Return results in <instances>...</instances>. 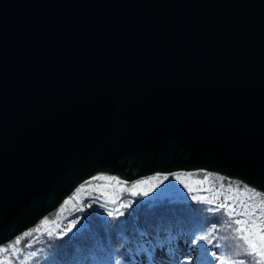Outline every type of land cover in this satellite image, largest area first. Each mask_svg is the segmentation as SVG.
Listing matches in <instances>:
<instances>
[{"label": "water", "instance_id": "1", "mask_svg": "<svg viewBox=\"0 0 264 264\" xmlns=\"http://www.w3.org/2000/svg\"><path fill=\"white\" fill-rule=\"evenodd\" d=\"M197 168L264 193V0H0V245L96 172Z\"/></svg>", "mask_w": 264, "mask_h": 264}, {"label": "trees", "instance_id": "2", "mask_svg": "<svg viewBox=\"0 0 264 264\" xmlns=\"http://www.w3.org/2000/svg\"><path fill=\"white\" fill-rule=\"evenodd\" d=\"M173 171L184 172L200 179L206 176L217 177L219 181L216 178L214 180L218 183V187L234 182L236 183L234 186L254 189L239 180L203 168ZM134 180H126V183L130 184ZM90 181L91 178L81 181L69 196L79 185H86ZM94 200L98 199L93 195H84L79 205L63 212L69 214L67 217L59 213L62 204L60 202L33 226L0 245V248L15 245L14 249L0 253V262L2 264H105L106 262L126 264L118 259V253L122 248L139 256L144 255L147 249L172 250L180 243L197 247L201 242L199 237L206 236L210 232L212 241L210 253L216 254L215 257L210 255L211 264H214V261L216 264H240L241 261L247 262L252 259L243 254V247L247 246L235 231L239 227L235 224V220L242 217L228 216L229 209L220 208V203L203 198L193 199V197L181 201L167 197L150 198L122 191L116 203L104 204L103 211L99 212L91 206ZM100 203L103 204L101 201ZM121 204L130 207H120ZM108 212H112L113 215L108 216ZM79 216L83 218L82 223L72 231L63 227L52 230L47 226L48 223L58 220L64 225L68 218ZM42 220L46 221V228L41 225ZM193 234L197 238L195 242L192 241ZM221 255H227L230 260L219 261Z\"/></svg>", "mask_w": 264, "mask_h": 264}, {"label": "rangeland", "instance_id": "3", "mask_svg": "<svg viewBox=\"0 0 264 264\" xmlns=\"http://www.w3.org/2000/svg\"><path fill=\"white\" fill-rule=\"evenodd\" d=\"M94 177H114L116 179L100 180L93 179ZM88 178H91L90 182L86 183V185H79L72 195L69 196L68 194L61 201L62 204L59 207L61 216L64 215L67 217L69 214H63V212L72 206L79 205L83 196L86 194L93 195L98 199L92 201L91 206L99 212L103 211L105 207L104 204L112 203V199H117L122 191H127L131 194L135 192L136 194L150 198L167 197L176 201L188 200L195 196L196 198H203L220 204L232 205L237 212L242 210L241 202L250 204L262 198L255 197L254 200H249L248 197L252 196V192L245 191V188L237 185L234 186V184H236L234 182L231 184H223L221 187H218V183L214 180V178L217 179V177L206 176L204 179H200L184 172L156 171L142 176L141 178H137L130 184H127V181L118 174L109 172H96ZM217 180L219 181V179ZM116 181H120L121 183L117 184ZM145 181L147 183H142ZM98 185H102L103 187L100 190H96ZM133 185H138V187L133 189ZM144 192H148V195L145 196L143 194ZM105 193H107V195H105ZM99 200L103 204H101ZM226 209L228 210V208ZM243 218L244 217H242V219ZM82 219L81 216L75 218L70 217L66 220L64 225L61 220H58L54 223H48L47 226L52 230H59L63 227L68 231L69 229L72 231L81 225ZM74 220L77 222L75 228L72 226ZM45 223V220L41 221V225L44 228H46ZM206 236L211 240V232ZM201 246L211 249V244H208L206 240H201L197 247H190L187 243H180L172 250L157 249L152 251L147 249L144 255L142 254L139 256L122 248L118 253V259L126 264H211V254H207V252H204L197 260L199 256L198 249ZM105 264L109 263L106 262Z\"/></svg>", "mask_w": 264, "mask_h": 264}, {"label": "snow or ice", "instance_id": "4", "mask_svg": "<svg viewBox=\"0 0 264 264\" xmlns=\"http://www.w3.org/2000/svg\"><path fill=\"white\" fill-rule=\"evenodd\" d=\"M93 179H100V180H115L114 177H99V178H93ZM117 184L121 183L120 181H116ZM142 183H147L142 182ZM103 186L98 185L96 190H100ZM138 185H133L132 188H137ZM245 191L252 192V196H249V200H254L255 197H262L258 201L254 203H243L241 202V211L237 212L233 208L232 205L229 204H220V208H228V216H240L244 217L243 219H236L235 224L238 225L235 229L236 233L239 234V239L244 242V245L247 247H243V254L251 257L252 259L248 260L247 262L241 261L240 264H264V193L255 191L254 189H245ZM133 194H136L135 192ZM145 196L148 195V192L143 193ZM107 195V193H105ZM193 199H196V197H193ZM231 199V198H229ZM112 203H116V199H112ZM120 207H130V205L121 204ZM112 212H108V216H112ZM122 215V213H121ZM76 221L74 220L72 222L73 228L76 227ZM71 231V229H69ZM195 234L192 235V241H196ZM200 240H206L208 244H212V241L208 239L207 236H200ZM18 243V242H17ZM214 247H219L218 245H214ZM15 245H11L8 247L0 248V253L8 252L11 249H14ZM199 256L197 257V260L202 256L204 252H207V254L210 253V249L207 247L201 246L198 249ZM213 257H215V253H210ZM190 255V253H189ZM258 258V259H257ZM230 257L227 255H221L219 257V261H229ZM2 264V262H0ZM214 264L216 262L214 261Z\"/></svg>", "mask_w": 264, "mask_h": 264}]
</instances>
